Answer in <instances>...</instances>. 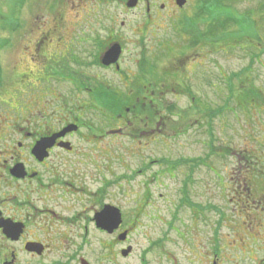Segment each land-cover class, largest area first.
Wrapping results in <instances>:
<instances>
[{
	"label": "flooded vegetation",
	"instance_id": "1",
	"mask_svg": "<svg viewBox=\"0 0 264 264\" xmlns=\"http://www.w3.org/2000/svg\"><path fill=\"white\" fill-rule=\"evenodd\" d=\"M115 1L123 14H141L142 27L118 24L108 10V16L95 13L96 21L110 23L88 25L86 30L79 26L68 40L64 34L67 49L60 42L52 52L63 53V60L53 63L44 57L51 46L38 41L29 51L30 61L44 59L38 85L31 83L32 75L20 73L18 26L0 24V264H264V170L253 168L257 173L237 178L235 186H226L227 178L234 180L231 177H224V183L214 178L218 190L211 191V174H224L218 166L227 153L215 147L216 142L195 140V131L208 135L211 130L204 119L205 105L188 120L197 122L198 114L204 116L187 140L189 150L199 146L204 151L171 158L170 149L179 138L173 120L177 111L164 108V97L176 90L173 81L163 83V75L178 68L163 71L156 57L146 55V39L154 40V52L171 43L161 36L167 30L162 25L177 36L180 32L182 41L191 37L190 46L184 45L191 50L204 46L205 36L192 24L206 0L195 5L184 0L183 7L178 0H137L134 8L128 6L130 0ZM29 26L27 37L35 32ZM115 44L122 51L118 63L104 66L102 57ZM125 60L135 64L134 70H126ZM82 68H95L100 77H87L79 71ZM52 81L64 87H51ZM20 89L25 92L22 100ZM89 112L99 114L102 122L95 125L87 119ZM219 122L222 132L226 121ZM68 128L76 130L66 132ZM97 141H108L111 149L123 141L125 158L133 154L141 162L134 178L130 167L116 173L114 161L121 159L115 151H89L84 146ZM250 155L262 165L263 152ZM234 158L240 167L248 159L238 153ZM138 177L140 183L132 185ZM167 178L179 182L176 189L183 195L191 193L186 201L190 219L159 218L164 199L173 203L160 193L168 189ZM132 199L135 208H130ZM226 202L241 215H220L212 224L210 208ZM106 207L119 210L121 219H97Z\"/></svg>",
	"mask_w": 264,
	"mask_h": 264
},
{
	"label": "rangeland",
	"instance_id": "2",
	"mask_svg": "<svg viewBox=\"0 0 264 264\" xmlns=\"http://www.w3.org/2000/svg\"><path fill=\"white\" fill-rule=\"evenodd\" d=\"M108 1L110 2L106 3L104 1L98 4L97 0H0V24L12 23L18 26L17 43L20 73L32 75L30 78L31 83L40 84L37 80L39 79L38 70L41 67L39 63L40 60L44 61V59L36 57V61H30L29 51L33 52L36 43L42 41L45 48L51 46L44 55L47 62L53 63L63 60V53L52 54V52L55 44L60 42L64 51L67 49L68 42L66 40L62 42L64 34H66L65 39L68 40L72 38L74 29L79 26H83L82 29L86 30L88 25L110 23L106 19L102 22L96 21L95 13L97 16L98 14L108 16L109 11L110 14L114 15L115 22L118 24L125 21L131 25L142 27L143 17L141 14L132 12L125 15L119 2L115 0ZM193 1L192 3L195 5L198 0ZM226 5L221 10L220 15L227 24L225 25L218 18L216 19L219 21L217 27H213L219 30L220 34L217 38H210V20L208 21V18L206 19L207 22L197 21V33L199 32L201 37L202 34L205 36L204 46L202 43L194 50L189 49L184 45L190 46L189 42H192V38L189 36V40L188 36H184L186 39L182 41L181 33L179 32L177 36L166 25H162V28H167L168 31H161V36L173 44H165L154 52V40L146 39V52L149 53L146 55L156 57L163 71L168 67L178 68V70L163 75V83L173 81L175 86L173 85L172 88L176 90L172 96L164 97L166 103L164 108L170 107L173 111L174 109L177 111V118L174 117L173 120L174 123H178L175 133L179 138L170 149V157L177 159L181 153L183 155L187 152L194 155L200 153L199 146H194L189 150L187 140L188 136H193L192 126L196 128L203 122L202 117L204 116L202 114L195 117L198 124L195 121H190V123L188 121L196 115L194 110L201 109L202 105L206 106L204 119L211 123V130L208 135H205L201 129L195 131V140L208 141L210 144L216 142L215 147L220 145L224 150L223 152L227 153H224L223 162L218 166L224 174L220 177L217 174H211V191L218 190L214 178L224 183V177H231L234 180L227 178L226 186H235L236 183L239 184L235 181L237 178H246L249 173L264 170V159L261 165V160L253 159V156L250 155V153L257 151L264 153V0H233V3L230 1ZM189 7L191 6L189 5ZM186 13H188L186 16H189V12L186 11ZM232 20H235L237 24L234 25ZM28 25H30V29L35 31L32 35L30 34L31 37L26 36L29 30ZM98 32L102 34L100 29H98ZM192 37L196 39L195 36ZM211 39L217 40L213 41ZM52 40L54 41L52 42ZM214 42L219 43L214 44ZM26 46L29 47L28 53H26ZM60 51L62 52V50ZM46 55L50 56L47 57ZM81 58L84 59V57ZM86 60L88 59L86 58ZM134 65L133 62L124 61L126 70L130 68L134 70L132 68ZM72 69L76 70V67ZM30 70L34 72V76L33 73L29 72ZM79 71L87 77L88 75L92 78L95 76L100 77L98 75L100 71L95 68H82ZM106 75L115 80L118 79L115 74L108 73ZM50 85L57 88L64 87V85L62 86L53 81ZM65 87L69 86L66 85ZM18 96L20 100L25 97L23 89L19 90ZM81 97L83 100L87 98L85 94H82ZM219 111L224 112V114L219 115ZM86 118L94 121L95 125L102 122V118L95 112H89L88 115L86 114ZM220 119L226 121L222 132L220 130ZM187 122L190 124V129L185 134L186 131L184 130L188 128ZM121 142L117 143L114 149L109 148L108 141L98 142L93 146L84 144V146L89 151H115L116 156H120L121 159L114 161L113 167L116 169V173L122 174L121 167L123 166L130 167L133 173L134 170H138L141 162L133 154L125 158V151L121 148ZM191 149L192 152L190 153ZM131 152L135 153L136 151L133 148ZM235 153L240 154V157L248 158L246 161H242L243 165L241 167L234 158ZM98 157L102 156L98 155ZM103 161L102 159L101 162ZM122 162L124 164L121 165ZM253 168L257 170L254 172ZM226 169L227 174L225 173ZM134 173L132 178H134ZM179 178L181 177L179 176ZM140 180H142L140 177L134 179L132 185L139 184ZM177 183H179L177 180L169 181L168 178L165 180L168 189L164 188L160 193H163L164 197L170 199L173 203L172 205L164 203V199L162 206L158 207L161 209V212H159V218L161 219H171L172 215H178V219H190L191 217V210L187 207L186 202L191 193L188 192L183 195L182 192L177 191L179 189ZM157 193L159 192L157 191ZM130 208H135L133 199ZM146 211L154 213L155 209L146 208ZM220 215L232 219L241 215V213H239V209L237 211L233 205L226 202L224 207L210 208L209 217L212 219V224Z\"/></svg>",
	"mask_w": 264,
	"mask_h": 264
},
{
	"label": "trees",
	"instance_id": "3",
	"mask_svg": "<svg viewBox=\"0 0 264 264\" xmlns=\"http://www.w3.org/2000/svg\"><path fill=\"white\" fill-rule=\"evenodd\" d=\"M233 3V0H206V2L200 7L201 8V12H200V16L198 21H202V22H207V20H210V38H217V36L220 34L218 28H213V27H217L219 21L216 19H220L221 21V10L226 7V3L230 2ZM229 7V6H228ZM208 15V19L206 20L205 17ZM225 23V25L227 24V22L223 21ZM232 22L234 23V25H236V21L232 20ZM192 22L189 23V25H191ZM241 25V24H239ZM192 28L195 29V31H197V23L195 25V23L192 24ZM199 33V32H198ZM203 36V34H202ZM211 40H217V39H211ZM220 42V41H219ZM219 42H214V44H217Z\"/></svg>",
	"mask_w": 264,
	"mask_h": 264
},
{
	"label": "water",
	"instance_id": "4",
	"mask_svg": "<svg viewBox=\"0 0 264 264\" xmlns=\"http://www.w3.org/2000/svg\"><path fill=\"white\" fill-rule=\"evenodd\" d=\"M137 0H130L128 6L134 8L136 6ZM179 7L185 5L184 0H178ZM121 47L118 44L112 45L102 57V64L104 66H111L118 63V60L121 56ZM76 130V128H68L66 132ZM97 219H121V214L119 210L111 207H106L103 212H101Z\"/></svg>",
	"mask_w": 264,
	"mask_h": 264
}]
</instances>
